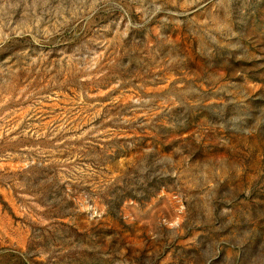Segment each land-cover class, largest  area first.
Listing matches in <instances>:
<instances>
[{
  "label": "rangeland",
  "instance_id": "rangeland-1",
  "mask_svg": "<svg viewBox=\"0 0 264 264\" xmlns=\"http://www.w3.org/2000/svg\"><path fill=\"white\" fill-rule=\"evenodd\" d=\"M0 264H264V0H0Z\"/></svg>",
  "mask_w": 264,
  "mask_h": 264
}]
</instances>
